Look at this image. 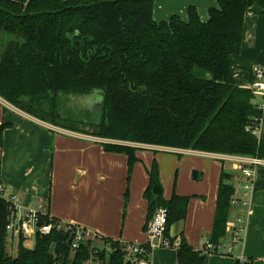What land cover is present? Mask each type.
I'll use <instances>...</instances> for the list:
<instances>
[{"label": "trees", "instance_id": "1", "mask_svg": "<svg viewBox=\"0 0 264 264\" xmlns=\"http://www.w3.org/2000/svg\"><path fill=\"white\" fill-rule=\"evenodd\" d=\"M216 4L206 22L193 7L187 21L173 15L155 22L153 0H0V98L51 126L119 142L101 145L127 157L128 174L138 160V148L128 144L264 160V139L253 133L262 113L253 92L238 86L231 70L245 13L256 5L264 14V0ZM97 93L103 103L91 109L97 119L76 112V96ZM10 126L0 124V148ZM229 180L222 171L208 239L214 245L226 234L235 193ZM154 187H160L155 162L143 193L145 223L165 208L173 247L169 229L186 218L190 197L173 193L166 200L162 192L153 194ZM127 198L126 192L125 205ZM8 216L9 203L0 192V264H83L94 251L103 264H130L119 240L95 236L71 252L72 225L67 232L36 236L31 249L20 237L16 256L10 257ZM38 218L60 223L49 214ZM95 241L108 252L91 250ZM175 250L176 264L204 263L202 250H193L183 237Z\"/></svg>", "mask_w": 264, "mask_h": 264}, {"label": "crops", "instance_id": "2", "mask_svg": "<svg viewBox=\"0 0 264 264\" xmlns=\"http://www.w3.org/2000/svg\"><path fill=\"white\" fill-rule=\"evenodd\" d=\"M154 3L155 0L152 10L155 22L167 21L171 16L177 15L174 11L181 6H162V9L156 11ZM157 12L164 19L156 18L154 14L158 15ZM165 17H168L167 20ZM257 67H264V14L254 5L244 16L240 52L231 57V70L236 84L251 90L255 81L254 69ZM253 94L254 103L264 98V92ZM2 123L11 125L4 131L3 146L0 148V188L5 193L16 196L23 206L45 205L48 214L62 225L80 227L102 238L137 240L144 244L146 238L140 233V225H143L144 230L148 205L145 199L143 206L129 207L125 213V222H121L122 198L129 191L126 189L128 166L124 154L106 152L101 145L107 143L104 140L41 122L0 98V124ZM259 133V137L264 139V110ZM128 145L138 148L135 152L138 162L141 161V149H170L194 155L193 168L202 170L203 173L196 172L195 178L192 177L202 183L188 184L190 190L185 193H195L203 199L189 200L186 218L169 229V238L174 240V248L153 251L151 263L176 264L175 249L181 237L193 250L201 251L202 241H207L212 231L221 172L230 176L228 183L235 190L233 196L239 197L243 165L228 159L234 156L141 144ZM216 160L222 163L228 161L233 165L225 170L224 165L216 163ZM131 194L132 204L135 198L132 192ZM177 195L184 197L186 194L179 192ZM168 197H171V193H164L166 200ZM249 201L251 214L246 217V230L232 254H203V264H235L237 260H252V264H264V166L256 170ZM238 212L239 207L231 206L226 234L219 243H227L230 238L229 221ZM133 217H137L138 222V230L134 233L128 230Z\"/></svg>", "mask_w": 264, "mask_h": 264}, {"label": "built area", "instance_id": "3", "mask_svg": "<svg viewBox=\"0 0 264 264\" xmlns=\"http://www.w3.org/2000/svg\"><path fill=\"white\" fill-rule=\"evenodd\" d=\"M255 81L251 86V91L254 93L264 92V67H257L254 69ZM257 110L263 114L264 110V98L260 102L255 103ZM262 123V117L259 118V123L255 127L253 133L257 135ZM258 136V135H257ZM229 160L241 163V175L243 182L241 184V194L239 197L233 196L230 200L231 206L239 207L238 215L233 218L231 225L229 226V243H218L214 245L207 241H202V253L208 254L215 252L217 254L231 255L235 245L241 240L246 230V217L251 214L250 209V196L252 190V183L256 174L257 168L264 166V160L250 157H229ZM0 192L9 203V216L8 222L5 227V231L12 238L24 240L36 236L50 235L53 230L67 232L70 228L61 223H40L39 216L47 215L48 210L45 205H31L23 206L20 204L19 199L16 196H12L5 193L1 188ZM167 216L168 212L165 208L159 207L155 210L153 216L146 222L144 230L147 232V242L144 244L137 243H125L121 242L122 250L130 264H152L151 254L153 251L163 248H171L172 244L168 237H166L167 230ZM228 224V223H227ZM97 236L90 231L75 227L74 231L70 233L67 243H69V249L71 252L76 251L82 244L88 243L91 239ZM93 244L90 249H93ZM96 251L92 253L90 259L83 264H103V262L96 255ZM244 262L245 260H240Z\"/></svg>", "mask_w": 264, "mask_h": 264}, {"label": "rangeland", "instance_id": "4", "mask_svg": "<svg viewBox=\"0 0 264 264\" xmlns=\"http://www.w3.org/2000/svg\"><path fill=\"white\" fill-rule=\"evenodd\" d=\"M157 9H162V6H168V7H178L177 10L174 12H177V15L182 20H187V10L189 7H193L199 16V19L201 22H206L208 19V9L209 8H216L217 4L215 0H159L154 3ZM164 11V10H163ZM158 15L154 14V16L160 20L164 19V17H160V13L157 12ZM179 14V15H178ZM166 20L168 17H165ZM169 20V19H168ZM167 20V21H168ZM206 20V21H205ZM74 107L76 112H79L83 117H86L88 119H97L94 117L93 109H96L98 104L101 102V95L100 93L92 94V95H85V96H76ZM74 107H72L74 109ZM92 109V110H91ZM71 112L72 110L69 109ZM71 114V113H70ZM257 135L260 136V133L257 132ZM96 138V137H94ZM100 139V138H98ZM105 142L108 143H119L111 140H105L102 139ZM141 153L140 160H138L134 163L132 167L131 174H128L126 176V183L127 187L126 189L128 191V198H127V204L125 205V199L123 195V203H122V214H121V222H125V213L128 211V209L133 207H139L143 206L145 204L144 198H143V191L147 186V173L151 169L153 163L157 165L158 169V177L160 182V188L162 192V197L164 198V193H171V195L179 194V192L186 194L183 196L190 197L191 200L200 199L202 200L203 197L201 195H197L195 193H185L190 190V186L188 184L192 185H200L202 182H199L197 180H193V174L203 173V171H198L197 169L193 168L194 166V155H191L189 153L183 152H177L170 149H161V150H155L152 151L150 149L143 150L141 149L139 151ZM136 156V154H135ZM137 157V156H136ZM196 158V157H195ZM210 158V156L208 157ZM214 158V157H213ZM215 159V158H214ZM218 164L224 165L225 170L229 169L230 166L233 164L231 162H220L215 161ZM139 163V164H138ZM138 164V165H137ZM137 165V166H136ZM236 171L239 172V170L236 168ZM236 171H233V173L236 174ZM238 174V173H237ZM128 177V180H127ZM146 182V185H145ZM144 186V187H143ZM163 190V191H162ZM134 194L135 201L131 204V198L132 194ZM169 198V197H168ZM165 199V198H164ZM130 207V208H129ZM124 217V218H123ZM232 217L229 221V223H232ZM121 226V223H120ZM143 225H140V233L144 235V238H146V241H143V243L147 242V232L142 229ZM128 230L132 233L136 232L138 230V222L137 217H133L131 222L128 225ZM125 243H137L140 244L142 242L133 240V241H126L121 239ZM119 240V241H121ZM230 242V238L228 239L227 243ZM6 249L7 253L10 257H15L17 252V245H18V239L12 238L10 234L7 235L6 239ZM35 243V239L33 237H29L24 240V247L26 248H33ZM93 246L97 249L105 252H108L107 247H105L100 241H95L93 243ZM175 246V245H174ZM174 248V247H173ZM236 253V250H235Z\"/></svg>", "mask_w": 264, "mask_h": 264}, {"label": "water", "instance_id": "5", "mask_svg": "<svg viewBox=\"0 0 264 264\" xmlns=\"http://www.w3.org/2000/svg\"><path fill=\"white\" fill-rule=\"evenodd\" d=\"M99 105L102 106L103 103L100 102ZM193 177L195 178V174H193ZM152 192H153V194L158 195V194L161 193V188H160V187H154V188L152 189ZM53 248H54V244L51 245V249H53Z\"/></svg>", "mask_w": 264, "mask_h": 264}]
</instances>
